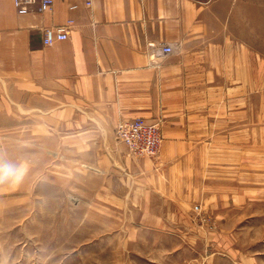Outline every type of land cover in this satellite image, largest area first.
I'll list each match as a JSON object with an SVG mask.
<instances>
[{
    "label": "crops",
    "instance_id": "crops-1",
    "mask_svg": "<svg viewBox=\"0 0 264 264\" xmlns=\"http://www.w3.org/2000/svg\"><path fill=\"white\" fill-rule=\"evenodd\" d=\"M90 3L53 0L19 15L0 0V127L14 123L15 107L42 109L65 155L88 156L93 193L109 222L122 220L119 234H190L193 207L210 199L213 157L237 156L228 141L259 114L264 0ZM61 26L67 38L45 45L44 30ZM161 43L172 52L159 56ZM134 118L159 123L156 156L116 141V124Z\"/></svg>",
    "mask_w": 264,
    "mask_h": 264
},
{
    "label": "rangeland",
    "instance_id": "rangeland-1",
    "mask_svg": "<svg viewBox=\"0 0 264 264\" xmlns=\"http://www.w3.org/2000/svg\"><path fill=\"white\" fill-rule=\"evenodd\" d=\"M258 99L243 138L228 141L238 155L213 157L210 199L193 207L190 234L132 238L119 234L122 220L109 222L94 195L88 156L77 164L65 155L67 142L42 109L15 107L14 123L0 127V164H24L26 174L0 185V264H264V90Z\"/></svg>",
    "mask_w": 264,
    "mask_h": 264
},
{
    "label": "built area",
    "instance_id": "built-area-1",
    "mask_svg": "<svg viewBox=\"0 0 264 264\" xmlns=\"http://www.w3.org/2000/svg\"><path fill=\"white\" fill-rule=\"evenodd\" d=\"M86 7H90V0H82ZM53 0H12L17 14L25 15L32 10L44 12L51 9ZM71 5L70 9H75ZM70 23V21H69ZM67 38V30L64 26L46 28L43 32V43L51 45L55 41H63ZM172 52L169 44L158 45L157 54L165 56ZM115 137L121 141L132 155L154 157L161 146V132L158 122H149L143 118L119 121L114 129Z\"/></svg>",
    "mask_w": 264,
    "mask_h": 264
},
{
    "label": "clouds",
    "instance_id": "clouds-1",
    "mask_svg": "<svg viewBox=\"0 0 264 264\" xmlns=\"http://www.w3.org/2000/svg\"><path fill=\"white\" fill-rule=\"evenodd\" d=\"M26 174L24 164H0V185L2 184H17L21 182Z\"/></svg>",
    "mask_w": 264,
    "mask_h": 264
}]
</instances>
